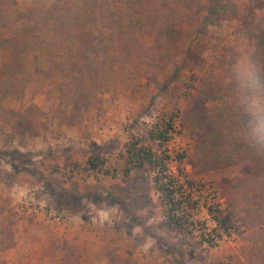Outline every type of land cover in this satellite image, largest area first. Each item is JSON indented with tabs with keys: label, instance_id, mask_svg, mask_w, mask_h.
<instances>
[{
	"label": "rangeland",
	"instance_id": "obj_1",
	"mask_svg": "<svg viewBox=\"0 0 264 264\" xmlns=\"http://www.w3.org/2000/svg\"><path fill=\"white\" fill-rule=\"evenodd\" d=\"M220 1H230L237 11L223 12L208 28L218 38L216 50L202 51L198 59L192 52L195 67L183 71L176 105L168 91L172 84L165 83L194 45L208 0L171 11L177 14L169 31L148 20L128 28L123 40L109 45L112 55L103 74L87 81L79 107L74 103L83 93L63 76L58 57L46 59L41 71L8 78L13 93H0V264H264V194L244 179L240 167L222 162L218 144H203L191 117L182 116L178 133L164 147L173 156L183 155L181 162H170V171L193 180L206 206L229 216L230 233L216 245L199 241L202 221L215 225L205 208H196L193 233L169 228L152 175L134 170L126 178L120 170V154L132 136L154 145L147 134L157 115L176 106L182 110L190 91L222 78L228 49L241 35V18L252 4L257 21L264 20V0L262 5ZM158 2L147 1L143 13L156 12ZM51 3L0 0V10L26 13ZM28 22L21 16L0 34ZM252 57L260 73L263 35ZM9 61V51L0 50V65ZM100 160L111 172L116 168V175L90 167V161Z\"/></svg>",
	"mask_w": 264,
	"mask_h": 264
},
{
	"label": "trees",
	"instance_id": "obj_2",
	"mask_svg": "<svg viewBox=\"0 0 264 264\" xmlns=\"http://www.w3.org/2000/svg\"><path fill=\"white\" fill-rule=\"evenodd\" d=\"M147 1L52 0L50 5H37L26 13L15 7L0 10V30L21 16L30 21L11 29L6 35L0 34V50H8L10 56L8 63L0 65V93H13V90H7L12 86V82L6 84L8 78L18 73L29 74L31 71L28 70L33 68L41 71L45 60L53 61L52 57L59 58L63 76L69 77L70 83L83 93L88 80L95 81L102 76V66L112 55L109 45L123 40L128 28L148 20L160 22L169 31L177 14H171V11L194 5L193 0H160L158 5L165 7V12L157 5L156 12L144 14ZM260 1L255 2L256 5H262L263 1ZM254 8L252 4L241 18V35L228 49L225 66L221 68L222 78L216 77L204 88L190 91L182 110L176 106L171 112L157 115L147 134L154 145L146 144L142 137L132 136L120 154L123 177L127 178L134 170L152 175L163 220L169 228L191 234L196 229V208L207 210L215 225L209 228L203 220L197 229L200 230L199 241L210 246L230 233L229 216H220L217 209L207 207V198L193 180L170 171V162H181L183 155L173 156L164 144L178 133L177 124L186 114L196 125L203 144H218L222 162L240 167L245 173L244 179L252 180L258 191L264 194V70L258 73L252 57L260 37L264 36V20L258 22ZM206 11L207 15L198 21L193 34L194 45L189 44L182 61L174 66L165 83V87L172 84L168 91L171 89L170 99L175 105L180 96L178 87L183 71L195 67L190 65L192 52L198 59L202 51L216 50L218 38L208 28L216 24L223 12L235 14L237 7L230 1L208 0ZM83 96L86 94L79 93L74 107ZM208 102L213 103L209 106ZM217 135L222 136L219 141ZM89 163L98 173L116 175V168L111 172L104 160Z\"/></svg>",
	"mask_w": 264,
	"mask_h": 264
}]
</instances>
